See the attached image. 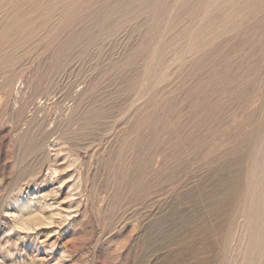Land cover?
I'll return each mask as SVG.
<instances>
[{"label": "rangeland", "instance_id": "rangeland-1", "mask_svg": "<svg viewBox=\"0 0 264 264\" xmlns=\"http://www.w3.org/2000/svg\"><path fill=\"white\" fill-rule=\"evenodd\" d=\"M0 264H264V0H0Z\"/></svg>", "mask_w": 264, "mask_h": 264}, {"label": "bare ground", "instance_id": "bare-ground-1", "mask_svg": "<svg viewBox=\"0 0 264 264\" xmlns=\"http://www.w3.org/2000/svg\"><path fill=\"white\" fill-rule=\"evenodd\" d=\"M92 17V16H91ZM97 18V17H96ZM68 41H70V40H68ZM60 48V47H59ZM68 48V47H67ZM63 53V52H62ZM55 54V53H54ZM61 55V54H60ZM68 55V54H67ZM55 58V57H54ZM54 58H53V60H54ZM56 58H57V56H56ZM65 58V57H64ZM59 61V60H58ZM59 63V62H58ZM62 64V63H61ZM65 64V63H64ZM53 66V65H52ZM50 67H51V65H50ZM56 67V66H55ZM52 72V71H51ZM39 82V81H38ZM36 85V84H35ZM38 85V84H37ZM39 89V88H38ZM35 92H36V89H35ZM24 105V104H23ZM22 105V107H24ZM25 107H26V105H25ZM25 109V108H24ZM26 109H27V107H26ZM14 112V111H13ZM15 113V112H14ZM104 112H102V114H103ZM20 114V113H19ZM25 114V113H24ZM24 114H23V116H24ZM90 114V113H89ZM88 114V115H89ZM21 115V114H20ZM35 115V114H34ZM18 118V117H17ZM97 118V117H96ZM104 118V117H103ZM28 119V118H27ZM34 119V118H33ZM83 120V119H82ZM21 121V120H20ZM34 121V120H33ZM104 121V120H103ZM36 122H37V124H36V126L34 127V129L35 128H37L36 130H33L31 133H29V136H27L28 137V141H27V143L25 144V146H24V149H23V153H22V163H21V166L19 167V170H18V173H16L17 174V178H24V177H26V176H28L29 174H31L32 172H36V173H39L40 172V170H41V168H42V164H43V161L45 162V158H43L42 157V152H41V149H42V145H43V143H44V140H45V138H46V135L44 134V132L43 131H41V127H42V122L40 123V122H38L37 120H36ZM83 122H84V120H83ZM101 122V121H100ZM18 123V122H17ZM18 124H20V123H18ZM27 124H28V122H27ZM86 124V123H85ZM24 125V124H23ZM19 126V125H18ZM21 127V126H20ZM24 127V126H23ZM22 127V128H23ZM28 128V127H27ZM26 128V129H27ZM31 129V128H30ZM10 130V129H9ZM18 130H20V129H18ZM44 130V129H43ZM96 130V129H95ZM13 132V131H12ZM27 132V131H26ZM25 132V133H26ZM47 133H49V132H47ZM15 134V133H14ZM13 134V135H14ZM23 134V133H22ZM50 134H51V132H50ZM11 135V134H10ZM12 136V135H11ZM96 136V135H95ZM22 137V138H21ZM20 137V139L21 140H23V136H21ZM24 137H26L25 135H24ZM16 139H17V137H16ZM15 139V140H16ZM48 140V139H47ZM11 141H13V140H11ZM10 141V142H11ZM16 142V141H15ZM12 143V142H11ZM18 143H20V142H18ZM17 143V144H18ZM23 144V143H22ZM14 145V144H13ZM16 145V144H15ZM78 148V147H77ZM16 151V150H15ZM20 151V150H19ZM18 157V156H17ZM19 158V157H18ZM21 158V157H20ZM42 158L43 159H45V160H42ZM18 160V159H17ZM16 160V161H17ZM19 162V161H18ZM14 163H15V161H14ZM19 164V163H18ZM45 165V164H44ZM15 166V165H14ZM18 167V166H17ZM55 173V172H54ZM16 178V179H17ZM24 180V179H23ZM18 181V180H17ZM22 182V181H21ZM12 185H13V183H12ZM20 185V184H19ZM16 187V186H15ZM256 228V227H255ZM258 228V227H257ZM256 231V230H255ZM262 243V242H261ZM258 244V243H257ZM256 246V245H255ZM260 246V245H259Z\"/></svg>", "mask_w": 264, "mask_h": 264}]
</instances>
